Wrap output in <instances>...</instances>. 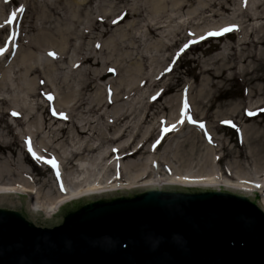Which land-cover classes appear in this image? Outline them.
<instances>
[{
	"label": "rangeland",
	"instance_id": "rangeland-1",
	"mask_svg": "<svg viewBox=\"0 0 264 264\" xmlns=\"http://www.w3.org/2000/svg\"><path fill=\"white\" fill-rule=\"evenodd\" d=\"M219 1L0 0V183H20L27 190H36L37 197L20 191L10 194L32 196L27 211L37 213L30 208L32 203L37 207L52 204L64 195L55 189L63 182L50 164L33 157L29 143L44 160L54 158L67 181L76 174L71 172L73 160L91 172L96 170L95 153L74 154L81 142H98L100 132H114L108 129L116 113L132 112L134 118L127 120L130 128L126 133L139 124L143 114L146 118L139 136L125 133L117 142L121 145L132 139L140 143L152 128L177 127L183 117L194 121L184 119L179 138H170L165 150L163 142L152 156L144 155L150 159L171 158L173 166L159 165V174L138 183L148 178L165 183L168 179L164 174L174 165L196 172L207 169L208 160L205 164L198 160L206 153L219 173L215 177L255 179L253 186L261 182L264 186V82L257 89L249 74H240L238 48H221L234 45L235 34L207 36L227 23L235 24L236 13L250 9L256 0L247 7L246 0H226L228 12L216 9ZM262 9L264 14V3ZM65 32L70 38L60 58L59 44L42 43L51 39L63 43L61 33ZM201 36L207 38L201 40ZM89 55V61L78 65L77 58L82 61ZM222 70L226 79L210 77L209 72L218 74ZM263 72V66L255 70L257 76ZM95 97H101L98 104L92 103ZM185 100L189 106L186 112ZM245 114L251 118L246 119ZM73 125L87 130L80 142L70 132ZM56 133L61 136L53 140ZM155 133L149 136L146 148L156 142ZM180 141L184 143L176 150L178 159L174 161L176 157L166 149ZM190 147L195 149L194 154L185 161L183 151ZM118 181L113 183H130L124 177ZM114 190L91 191L72 199Z\"/></svg>",
	"mask_w": 264,
	"mask_h": 264
},
{
	"label": "water",
	"instance_id": "water-1",
	"mask_svg": "<svg viewBox=\"0 0 264 264\" xmlns=\"http://www.w3.org/2000/svg\"><path fill=\"white\" fill-rule=\"evenodd\" d=\"M158 182L30 212L0 193V264H264L258 194Z\"/></svg>",
	"mask_w": 264,
	"mask_h": 264
},
{
	"label": "bare ground",
	"instance_id": "bare-ground-1",
	"mask_svg": "<svg viewBox=\"0 0 264 264\" xmlns=\"http://www.w3.org/2000/svg\"><path fill=\"white\" fill-rule=\"evenodd\" d=\"M195 1V0H191ZM246 6L249 5L251 6L252 0H246L245 1ZM264 3V0H256V2L252 5V7L249 9H244L238 13H236V16L238 17V20L236 21L235 25L236 28L233 31L226 32L224 35L226 37H229L230 35H235L237 36V41L234 43V45H228L226 47H221V48H238L237 51V56L241 60V71L240 74L247 73L251 76L252 82L257 83L256 88L261 89L262 88V82H264V72L262 75L257 76L255 74V70L259 66L264 67V14H263V9H262V4ZM218 6L216 7L217 10H222L223 12H228L230 10L229 3H226V0H220L217 4ZM229 25L228 23L226 24L225 27L227 26H232ZM158 27V26H157ZM156 29H153L155 31ZM64 36L61 35L63 43H60L59 41L56 42L54 39L48 40L46 42H43L42 45L44 46L45 44H53L56 45L58 48H60V54L62 58L64 56V50L66 48V44L69 41L70 35L68 33H61ZM250 48H260L259 50H251ZM82 58H77V63L80 65L82 62L89 61L91 59V56L85 57L82 61ZM50 69H52L50 67ZM224 70L220 71L218 74H214L209 72L210 77H216V78H225L224 77ZM48 77L52 78V75L48 73ZM226 79V78H225ZM115 99H118L116 97ZM92 103L98 104V102L101 101V97H95L94 99L92 98ZM93 103V104H94ZM153 102H151L149 105H152ZM165 108V107H163ZM132 112L130 113H124V112H118L114 115L116 120H111V128L108 130L113 129L112 132L104 133L100 132V140L98 142H93L89 143L88 141L84 140V142H81V145H79L75 151V155H82L84 151H89L92 153H95L94 155V165H96L95 169L93 172H91L90 169L88 168H82L81 166L77 164H73V161L71 162L72 167H71V172L73 171L76 173L71 179L68 178L66 179L63 177L64 170L61 169V172H59L60 176L59 179L61 182H63V185L60 187L56 186V190H60L62 195H59V199L56 201L52 202L49 206H41L37 207L34 202L32 203V207L36 211H41L43 214H51L55 209L64 201L70 200L74 197L83 195V193L87 192H99V191H105V190H113V189H118L122 187H133L137 185H149L150 187H154L157 183H155L156 180H153L151 178H148L147 182H144L142 184L138 183L139 180L142 178H147L148 176H152L153 174H159V165H170L173 166L171 163V158H162L158 159L156 157H150L144 156V155H153L156 153V150L164 144V150L167 147V142L169 141L170 138L175 137L179 138L178 134L180 130L184 129V124L183 122L179 124V126L175 127L174 129L171 128L172 125H169L167 127H160L159 130L150 129L148 133L146 134L147 136L144 139L140 140V143L135 144V140L132 139L131 141L127 142L124 144L122 142V145L119 142L121 138L125 136V133L129 130L130 126L127 124V120L130 122L132 117L131 115ZM246 119L251 118L249 114H245ZM145 114H143V117L138 120L139 124L131 126L133 129L131 132H128L126 134L131 135L134 133V137L139 136V129L142 123L144 122L145 119ZM182 119V118H181ZM180 119V120H181ZM40 120V116H39ZM45 119H43L44 121ZM42 121V122H43ZM173 122V121H172ZM171 122V123H172ZM157 127V126H156ZM169 129L168 131H165V129ZM59 131L61 129L58 128ZM156 136L154 137V144L150 146L149 148L145 147V143L148 141L149 136L155 132ZM72 135L76 138L79 139V142L88 134L87 130L84 129L82 126L78 125H73L71 128ZM60 134L56 133L55 137L53 140H57L60 138ZM99 141H101L99 143ZM183 141V140H181ZM180 143L176 142L174 145H171L173 143H170V147L166 150H169L171 152L172 157H176L175 153L178 147L181 146ZM102 143H107L110 146L104 148V145H101ZM117 143V144H115ZM116 145V146H114ZM169 145V144H168ZM194 148L190 147L187 148L186 150L183 151V158L185 161H189V159L193 156L194 154ZM141 155L144 156L141 160ZM73 157V153L71 154ZM71 158H68V161ZM149 159L151 160L149 162ZM178 157L174 159V161H177ZM198 160L200 162H204L208 160V168L206 169H198L199 172H196L194 170H190L189 168H178L177 165H174L172 167V170H168L167 173L164 175L168 179V181H165V183H175V184H188V185H202V186H215V187H228V188H235V189H245L248 191H251L253 193H258L259 194V189L263 186V182L261 184L257 183V185H261L259 187L253 186L252 182L254 180H248V179H241V177H238V181H231L226 178H217L215 177V174L219 175L218 171H216V168L213 166V162L209 161V157H207L206 153L202 154ZM119 162L122 164L121 165H113V163ZM160 163V164H159ZM158 166V167H157ZM61 167V166H60ZM62 168V167H61ZM60 169V168H59ZM171 169V168H170ZM204 170V171H203ZM114 172V174H111V172ZM203 171V172H202ZM158 172V173H157ZM233 175V174H232ZM262 175V174H261ZM234 176V175H233ZM3 177V176H2ZM122 177L129 179L130 183L128 184H115L113 182L117 181L119 183L122 180ZM103 181H105L104 184H101ZM107 181V182H106ZM69 184V186L67 185ZM107 183L115 184V185H110L108 187H105L104 185ZM239 183L243 185H239ZM33 189V188H32ZM27 190L24 188L23 184L18 183L17 185H11V184H5V183H0V192H8L11 193L12 191H20V192H25V193H35L34 195L37 197L38 192L36 190ZM259 202L261 209L264 211V192H260V195H258Z\"/></svg>",
	"mask_w": 264,
	"mask_h": 264
},
{
	"label": "snow or ice",
	"instance_id": "snow-or-ice-1",
	"mask_svg": "<svg viewBox=\"0 0 264 264\" xmlns=\"http://www.w3.org/2000/svg\"><path fill=\"white\" fill-rule=\"evenodd\" d=\"M23 10H24V9H23V7L21 6L20 11H23ZM13 16H15V13H13ZM8 22H10V21H8ZM235 28H236V26H235V25H232V26L224 27V28H222V29H220V30L209 31V32L207 33V36H219V35H223V34L226 33V32H230V31L235 30ZM206 38H207V37H205V36H201V37H200L201 40L206 39ZM194 42H195V41H194ZM97 47H99V45H97ZM184 47L187 48L188 45H185ZM0 51H3V49H0ZM182 51H183V49H182ZM49 55H54V53H49ZM49 99H51V96H49ZM188 107H189V106H188V103H187V101L185 100V103H184V106H183V111L186 112V111L188 110ZM250 114H251V113H250ZM13 115H16V113H13ZM61 115H63V114L61 113ZM184 119H188L189 122H194V121H191L190 117H183V118L181 119V121H179V122H181V123L184 122ZM225 123H231V122L226 121ZM200 126H201L202 128L204 127V125H203L202 123L200 124ZM171 128L174 129V128H175V125H172ZM168 130H169V129H167V128L165 129V131H168ZM28 150H29L30 153H32V155H33V157H34L35 159H37V160H42L43 162L50 164L54 169L57 170V174H58V165H57V162L55 161L54 158H53V159H49V160H44L43 157L36 155V153L33 151L32 146H31L30 143H29V146H28ZM257 187H259V185H257Z\"/></svg>",
	"mask_w": 264,
	"mask_h": 264
}]
</instances>
